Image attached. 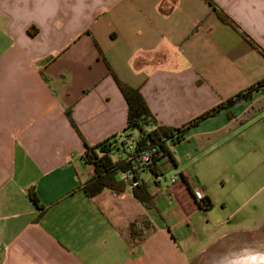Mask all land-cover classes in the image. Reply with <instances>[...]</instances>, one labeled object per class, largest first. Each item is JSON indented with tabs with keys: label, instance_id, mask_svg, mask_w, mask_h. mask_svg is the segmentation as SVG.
I'll list each match as a JSON object with an SVG mask.
<instances>
[{
	"label": "crops",
	"instance_id": "0c3cea01",
	"mask_svg": "<svg viewBox=\"0 0 264 264\" xmlns=\"http://www.w3.org/2000/svg\"><path fill=\"white\" fill-rule=\"evenodd\" d=\"M213 1L238 28L208 0H0V264H195L242 230L225 227L239 212H264L257 91L190 128L162 181L142 174L151 206L130 185L81 188L93 174L85 144L126 125L115 76L170 127L264 79V55L244 35L264 50V0Z\"/></svg>",
	"mask_w": 264,
	"mask_h": 264
},
{
	"label": "trees",
	"instance_id": "16d2710c",
	"mask_svg": "<svg viewBox=\"0 0 264 264\" xmlns=\"http://www.w3.org/2000/svg\"><path fill=\"white\" fill-rule=\"evenodd\" d=\"M208 2L223 22L237 27L235 21L224 10L219 8L213 0H208ZM244 35L264 55V50L245 32ZM115 80L128 104L127 121L120 133L113 134L96 144H85L82 161L83 164L93 167V174L81 188L89 196H94L106 188L116 192L123 191L129 185V182L124 178H119L118 174L126 171L133 164L136 155L144 150H150L152 154L151 162L146 166L145 171L150 172L155 178L163 174L164 166L167 163L174 164L173 147L185 139L190 128L197 125L201 120L215 115L222 109L231 107L241 100L250 99L255 91L264 93V79H262L239 94L205 111L193 120L181 126L170 127L158 122L138 88L120 81L116 76ZM67 114L74 127L80 133L71 117V110H67ZM129 144L134 145L133 151L128 150ZM117 155L118 157H116ZM141 179V184L133 186V193L139 201L149 207L152 204L151 194L148 185L143 178ZM28 194L30 199L39 206V198L34 187L28 189ZM199 204L203 209H209L212 205L208 197L201 198ZM139 229L140 227L139 225L136 226V223L131 224L130 238L135 245H138L143 240V235Z\"/></svg>",
	"mask_w": 264,
	"mask_h": 264
},
{
	"label": "rangeland",
	"instance_id": "374dc122",
	"mask_svg": "<svg viewBox=\"0 0 264 264\" xmlns=\"http://www.w3.org/2000/svg\"><path fill=\"white\" fill-rule=\"evenodd\" d=\"M217 217L212 214L208 218L211 230L216 229L213 224ZM263 221L264 212H239L225 227L230 229L242 226L240 227L242 230L230 233L219 240L210 247L209 253L198 258L195 264H264ZM255 226L258 227L255 228ZM246 227L253 229L247 230ZM208 242L210 243V238Z\"/></svg>",
	"mask_w": 264,
	"mask_h": 264
},
{
	"label": "built area",
	"instance_id": "2783aa9c",
	"mask_svg": "<svg viewBox=\"0 0 264 264\" xmlns=\"http://www.w3.org/2000/svg\"><path fill=\"white\" fill-rule=\"evenodd\" d=\"M134 145L129 144L128 150L133 151ZM152 154L150 150H144L136 155V159L133 160V164L123 172V178L129 182L130 186H136L142 183V174L146 172V166L151 162ZM137 176V177H135ZM163 175L160 174L156 177L157 181H162ZM176 178L171 177L170 182H175ZM199 198H203V193L199 190L197 192Z\"/></svg>",
	"mask_w": 264,
	"mask_h": 264
}]
</instances>
